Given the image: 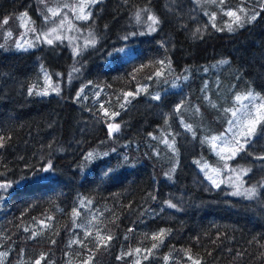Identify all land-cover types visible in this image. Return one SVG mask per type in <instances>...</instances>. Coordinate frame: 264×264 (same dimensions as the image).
Instances as JSON below:
<instances>
[{"label": "trees", "instance_id": "trees-1", "mask_svg": "<svg viewBox=\"0 0 264 264\" xmlns=\"http://www.w3.org/2000/svg\"><path fill=\"white\" fill-rule=\"evenodd\" d=\"M59 2L0 0V184L11 185L0 190L1 264H264V186L246 199L209 184L195 161L219 166L210 132L179 120L187 99L214 125L201 80L151 96L166 65L182 78L227 59L264 99V0L244 3L255 19L232 34L191 0H103L82 24L94 45L17 48L21 18L35 29ZM138 14L159 21L151 36L132 38ZM131 44L132 57L117 51ZM112 122L120 127L110 137ZM261 157L264 120L232 163L249 169L248 186L264 183Z\"/></svg>", "mask_w": 264, "mask_h": 264}, {"label": "rangeland", "instance_id": "rangeland-1", "mask_svg": "<svg viewBox=\"0 0 264 264\" xmlns=\"http://www.w3.org/2000/svg\"><path fill=\"white\" fill-rule=\"evenodd\" d=\"M57 1H60L59 4L48 7V11L52 9L58 14L54 16L49 11L51 16L42 19L35 29L32 24L26 22V18H21L23 34L16 43L17 48L28 49L36 42L48 43L49 39L53 43L58 40H63L72 45L81 42V45L84 47L90 44L81 36L84 33L83 35L86 37L82 24L89 19L91 8L103 0ZM191 1L200 14L207 19L210 26L219 32L232 34L245 28L247 24L253 21V15H251L252 8L244 6V3L248 2V0H241L242 3L230 9H227L228 0ZM249 1H251V6H255V2H258V0ZM230 11L241 18L239 24H242V26H238V23L234 22L235 16L230 17L227 15ZM84 16H87V19H84ZM150 16L147 15L144 18V15L138 14L137 24L140 30L137 37L132 36L133 39L141 38L145 35L151 36L155 32L151 31L152 27L155 29L156 27L152 24V20L149 19ZM229 25H231L232 30H229ZM54 29L55 31H53ZM135 46V44H131L123 47L128 51V54H122L126 55V57H132L135 53ZM222 61L226 62L222 63ZM194 72H187L182 78H173L172 66L166 65L161 75L157 76L158 81L155 85V93L151 96L153 97L159 94L161 97L164 93L181 91V81L201 80L205 103L214 112V125H210L197 108H192L188 104L187 99L179 104V120L184 126H190L191 132L195 129L205 135L210 132L208 140L212 145L213 152L217 156L219 166L211 167L209 163L196 159L195 164L197 169L213 187H224L234 197L249 199L243 193H245L246 189L254 187V185L248 186L247 184L246 177L250 174V171L241 164L243 162L237 164L232 163L241 153L246 151L247 146L257 137L264 120V99L251 86H248L244 82L240 72L234 69L227 59L211 63L209 66H204L203 68H198ZM144 88L146 86L139 87L134 93V96L143 92ZM45 92L50 94L52 90ZM238 96L241 97L239 101L236 99ZM233 112L236 113L235 116H233ZM257 120H259V123H256ZM253 125L255 126V132L249 136L248 128ZM214 128H219V132L213 133L212 129ZM213 137L218 139L213 141ZM245 139L248 142L244 143L243 148L236 151L233 156V151L237 148V141L243 143ZM243 170H247L246 173ZM213 180H215V184L212 182ZM261 186H264V183L263 185L261 183L258 187H255L256 191ZM237 189L242 194L233 195L232 193L236 192ZM1 263L2 257L0 256Z\"/></svg>", "mask_w": 264, "mask_h": 264}, {"label": "snow or ice", "instance_id": "snow-or-ice-1", "mask_svg": "<svg viewBox=\"0 0 264 264\" xmlns=\"http://www.w3.org/2000/svg\"><path fill=\"white\" fill-rule=\"evenodd\" d=\"M49 11L52 12V15H54V16L58 14L57 12L53 11L52 9H49ZM227 15L230 16V17H231V16H235V21H234V22H235V23H238V26H242V24H239V21H240L241 18H240L238 15H236L234 12H231V11H230V12L227 13ZM83 18H84V19H87V16H84ZM149 19L152 20V24H153V25H156V24L159 23V21H158L155 17H151V16H150ZM213 19H214V17H213ZM252 19H255V16H253ZM4 23H7V20H5ZM213 26H215V25H213ZM155 30H156V29H155L154 27L151 28V31H155ZM229 30H232V29H231V25H229ZM53 31H55V29H54ZM124 39L126 40L127 37H124ZM48 43L51 44V43H52V40L49 39V40H48ZM90 43H91L92 45H94V44H95V39L93 38V39L90 41ZM18 46H19V45H18ZM117 51L120 52V53H124L126 50H125L124 48H119V49H117ZM225 62H226V61H222V63H225ZM159 63L164 64V61H160ZM73 70L76 71V69H73ZM156 75H158V76L161 75V72H157ZM54 90L57 91V92L59 91L58 87L55 88ZM81 91H82V90H81ZM31 94H32V90L30 89V90H29V95H31ZM37 94L39 95V94H41V93H37ZM42 94H43V95H47L48 93H47V92H44V93H42ZM126 95H134V94H133V93H126ZM77 96L79 97V93L77 94ZM245 98H246V97H245ZM152 99H154V100H159V99H160L159 94H157L156 96H153ZM236 99L239 101V100L241 99V97L238 96ZM122 106H123V105H122ZM176 111H177V112L180 111V105H177V107H176ZM105 115H107V112H105ZM113 115H118V114H113ZM235 115H236V113L233 112V116H235ZM230 123H231V122H230ZM256 123H259V120H257ZM119 127H120V125H119L118 123L109 124V125H108V134H109V136L111 137L112 134H113L114 132L118 131V130H119ZM185 127H186L189 131L191 130V127H190V126L185 125ZM254 132H255V126H254V125H253L252 127H249V128H248V135H249V136H250L251 134H253ZM212 139H213V141H215V140L218 139V138L213 137ZM247 142H248L247 139H245L243 143H241L240 141H237V148L233 151V156L235 155V152L238 151V150H241V149L243 148V146H244V143H247ZM3 143H4V138H3L2 136H0V147H3ZM105 155H107V154H105ZM93 156H94V154L90 152V153H88V156H87L86 158L91 159ZM261 158L264 159V157H261ZM50 170H52V164H51V162H49L48 165H47L46 167H42L39 171H42V172L47 173V172H49ZM110 171H112V170L109 169L108 172H110ZM243 171H245V173H246L247 170H243ZM108 172H106L105 175H107ZM39 179H47V177H43V176H41V177H39ZM212 182L215 184V180H213ZM10 186H11V185L8 184V183L0 184V190H2V191H6L7 188L10 187ZM217 186H218V185H217ZM255 191H256V189H255V187H253V188L246 189V190H245V193H243V194H245L247 198L251 199V198L255 195ZM232 194H233V195H240V194H242V193H240L239 189H237V191L234 192V193H232ZM168 207H175V205L172 204V203H169V204H168ZM74 214L78 215V213H74ZM33 235H35V233H34ZM162 235H164V231H163V230H161V232L158 233L156 236H153V239H157L159 236H162ZM108 239H111V237L109 236ZM153 247H155V245H153ZM137 251H139V249H138ZM42 258H43V257H41V259H42ZM165 259H167V258H165ZM189 259H192V257L190 256ZM36 264H40V261L37 260V261H36ZM193 264H198V262H197V261H193Z\"/></svg>", "mask_w": 264, "mask_h": 264}, {"label": "water", "instance_id": "water-1", "mask_svg": "<svg viewBox=\"0 0 264 264\" xmlns=\"http://www.w3.org/2000/svg\"><path fill=\"white\" fill-rule=\"evenodd\" d=\"M113 123H115V122H112V123H109V124H113ZM109 124H107L106 125V129H107V131H108V125ZM119 133V130L118 131H116V132H114L113 134H112V136L111 137H113V136H115V135H117Z\"/></svg>", "mask_w": 264, "mask_h": 264}]
</instances>
